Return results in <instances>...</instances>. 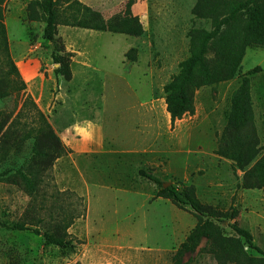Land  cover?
Returning a JSON list of instances; mask_svg holds the SVG:
<instances>
[{
	"label": "rangeland",
	"instance_id": "374dc122",
	"mask_svg": "<svg viewBox=\"0 0 264 264\" xmlns=\"http://www.w3.org/2000/svg\"><path fill=\"white\" fill-rule=\"evenodd\" d=\"M79 1L104 19L124 13L128 2ZM27 2L2 4L10 55L18 71L31 75L25 94L59 139L76 121L98 123L101 137L96 150L71 151L45 165L32 197L20 184L0 181V222L28 225L21 231L0 225V264H218L206 236L189 240L206 219L159 196L139 170L179 190L192 186L203 205L234 207L236 216L216 225L233 236L229 223L236 221L264 252V189L242 188V172L216 154L243 76L257 148L264 153V48L247 47L233 79L196 90L194 113L171 122L162 87L188 56L187 31L209 28L193 19L196 0H132L131 12L144 30L139 37L59 25V42L73 53L69 80L54 74L53 44L42 37V21L26 19ZM132 47L134 62L124 57ZM20 105L15 94L1 100L0 118L15 115ZM68 209L80 213L66 230L72 250L46 244L29 224L43 218L36 224L43 232L51 216L60 219Z\"/></svg>",
	"mask_w": 264,
	"mask_h": 264
},
{
	"label": "trees",
	"instance_id": "16d2710c",
	"mask_svg": "<svg viewBox=\"0 0 264 264\" xmlns=\"http://www.w3.org/2000/svg\"><path fill=\"white\" fill-rule=\"evenodd\" d=\"M4 1L0 0V101L15 94L21 97V105L15 115L6 114L0 118V181L18 183L23 192L32 197L41 185V174L49 167L45 165H51L70 150L61 143L31 97L25 94L26 85L9 51ZM131 5L132 0H128L124 13L108 19L79 0H28L25 12L27 20L44 23L42 37L53 44L51 59L57 65L54 74L69 80L73 54L59 42L57 27L139 37L144 30L139 18L132 14ZM191 14L194 20L207 22L209 28L193 26L187 31L188 56L178 63L177 72L162 87L171 122L194 113L196 90L233 79L247 47L264 48V0H196ZM135 50L129 48L124 57L136 61ZM249 89V81L243 76L234 92L233 107L226 115L227 124L218 139L216 154L233 161L242 172V188L264 189V153L259 155L257 148ZM138 174L158 186L159 196L177 206H189L206 219L191 232L189 240L206 236L212 244V257L218 264H264V252L253 243L247 229L233 221L229 223L233 236H225L216 225L224 218L233 219L237 212L234 207L230 211H219L201 204L192 186L182 190L173 185L163 187V181L151 172L139 170ZM66 193L68 191L63 192ZM79 215L68 209L60 219L51 216L43 232L36 225L43 224V218L29 224H33L32 230L46 244L72 250L74 245L66 230ZM0 225L10 230L28 229L25 221L0 222ZM252 251L260 256L250 254Z\"/></svg>",
	"mask_w": 264,
	"mask_h": 264
},
{
	"label": "crops",
	"instance_id": "0c3cea01",
	"mask_svg": "<svg viewBox=\"0 0 264 264\" xmlns=\"http://www.w3.org/2000/svg\"><path fill=\"white\" fill-rule=\"evenodd\" d=\"M19 73L25 85L31 81V75H23L20 71ZM59 137L61 143L69 149L70 152L72 151L71 155L74 156L92 152L99 147L101 128L100 125L95 122L88 121L80 123L76 121L66 128L62 135L59 134Z\"/></svg>",
	"mask_w": 264,
	"mask_h": 264
},
{
	"label": "water",
	"instance_id": "95a60500",
	"mask_svg": "<svg viewBox=\"0 0 264 264\" xmlns=\"http://www.w3.org/2000/svg\"><path fill=\"white\" fill-rule=\"evenodd\" d=\"M168 184L167 183H163V187H166Z\"/></svg>",
	"mask_w": 264,
	"mask_h": 264
}]
</instances>
